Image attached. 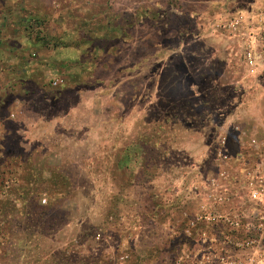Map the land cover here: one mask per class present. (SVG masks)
Wrapping results in <instances>:
<instances>
[{
	"label": "rangeland",
	"instance_id": "374dc122",
	"mask_svg": "<svg viewBox=\"0 0 264 264\" xmlns=\"http://www.w3.org/2000/svg\"><path fill=\"white\" fill-rule=\"evenodd\" d=\"M243 1L0 0V37L24 33L6 55L31 70L23 120L12 114L0 133V208L10 207L7 242L23 252L22 264H116L119 244L130 250L122 264H147L165 246L181 189L212 169L215 135L254 162L224 118L253 82L243 78L236 42L213 31ZM6 81L2 74L0 87ZM189 90L206 107L180 108L192 101ZM35 118L50 126L25 133ZM180 122L199 135L186 150L172 139ZM149 207L158 213L148 222Z\"/></svg>",
	"mask_w": 264,
	"mask_h": 264
},
{
	"label": "built area",
	"instance_id": "2783aa9c",
	"mask_svg": "<svg viewBox=\"0 0 264 264\" xmlns=\"http://www.w3.org/2000/svg\"><path fill=\"white\" fill-rule=\"evenodd\" d=\"M213 31L236 42L248 73L264 65V0L243 1L241 9L214 20ZM233 130L238 148H249L254 162L247 164L240 152L231 154L226 136L215 135L212 169L181 189L176 220L163 228L164 251L147 264H264V139L247 138L244 146L242 130ZM118 249L116 264L129 261V250Z\"/></svg>",
	"mask_w": 264,
	"mask_h": 264
},
{
	"label": "crops",
	"instance_id": "0c3cea01",
	"mask_svg": "<svg viewBox=\"0 0 264 264\" xmlns=\"http://www.w3.org/2000/svg\"><path fill=\"white\" fill-rule=\"evenodd\" d=\"M19 34V38L16 36L10 37L6 34L1 35L0 37V78L3 74L6 76L8 75V78L10 80L6 81V83H4L0 87V133L2 132V129L5 128V126L3 125L4 121L10 120L12 114H14V120H23V116L19 117V114L24 112V108H22V106L26 102L24 101L26 96L25 94H23V92L25 90H28L26 85L31 81V79L28 78L29 74H31V70H28L29 68L27 61H25L24 59L22 61H19L17 59V56L9 57L6 55V52L8 50H11V53H17L16 50L22 47L24 42V33L21 30ZM241 68L243 69V78L252 81L253 84L242 92L240 101H234L235 107L233 111L227 112L224 118H226V122L229 123L228 125H230V131L235 137L237 136V133L233 129L236 126L240 130H242L243 135H245L246 138H253L255 141H261L264 139V65L258 66L256 68L257 70L253 74L248 73L242 63ZM47 71L51 72V68L50 71L49 68L47 69ZM259 73L261 74V76H258ZM23 75L25 76L24 78ZM55 79L58 80L59 78L57 77V75L53 74V76L50 77V80L52 81ZM223 80L227 81V78ZM226 85L227 84L223 83V86ZM235 85L232 88L233 93H237L239 91V88H235ZM16 87L19 88L21 94L19 92V94L14 95L15 92L13 91H16ZM29 91L30 90H28V92ZM58 94H60V92H57V96ZM75 94L77 96L79 95L78 92ZM189 99L192 101L182 103V107L180 106V108H188V111H192L194 109L192 103L194 102L198 104L197 107L200 109L206 107L203 99L198 98V95L192 90H189ZM55 106L56 105H51L50 107L54 109ZM70 113L74 112L71 109H68L65 112L66 115H69ZM237 113H239L240 115L238 118L237 116H234ZM24 116H26V112L24 113ZM40 121H42L40 118L32 119V121H26V123H24V125L22 126V130H24L25 133H33L34 130H40V132H43L44 129L47 130V127L50 126V118L42 121V124ZM55 122H57V120ZM242 122L246 123L247 129L243 128V125L241 124ZM182 123L183 122H180L181 127L179 129L176 128L174 138L172 139L178 140L180 136L182 139H180L181 142L179 140L178 144L181 146V148L178 149L186 150L189 143H195V141L199 139V135H197V133H194L189 126H183ZM46 139L50 142V139ZM34 140L37 143H40L42 141L40 138H36ZM130 146L134 147V144H131ZM63 153V151L58 150L57 154L54 155H59V159L62 161H70V158L64 157ZM122 159H124V156L121 153L117 160L119 162ZM131 172L132 171H130V173ZM12 225L14 226L13 223H11L10 226ZM11 232H13V230ZM11 232L9 231L6 232V234L0 235V264H11L12 261H15V264H22L23 262V252L19 249H14V245H9L11 243L7 242L8 234ZM127 239L128 240L126 242L123 241L124 239H120V241H122V245L124 243L129 244L130 242H135L136 235L133 234V236ZM119 247L120 244L118 246L116 245V248L114 250L115 255H118V252L120 250L118 249Z\"/></svg>",
	"mask_w": 264,
	"mask_h": 264
},
{
	"label": "trees",
	"instance_id": "16d2710c",
	"mask_svg": "<svg viewBox=\"0 0 264 264\" xmlns=\"http://www.w3.org/2000/svg\"><path fill=\"white\" fill-rule=\"evenodd\" d=\"M117 164V163H116ZM149 211H148V214H149V216H148V218H147V221L149 222V221H151V218H152V216L153 215H155L156 213H158V211H156L155 210V208L153 207V208H151V207H149V209H148ZM9 211H10V207H9V205L7 204L3 209H1L0 208V214H1V212H2V215H1V218H0V223L2 222V221H4V223L5 224H7V226H8V229H9V231H10V225H11V223H13L12 221H10L9 219H6V218H2V216H3V214H7V213H9ZM26 215H28V213L26 212L25 213ZM14 225H16V224H14ZM12 231V230H11ZM10 231V232H11ZM147 235H152V234H150V232H147Z\"/></svg>",
	"mask_w": 264,
	"mask_h": 264
}]
</instances>
